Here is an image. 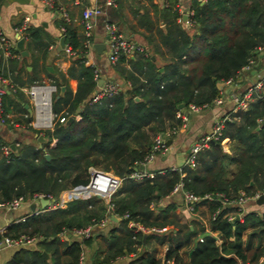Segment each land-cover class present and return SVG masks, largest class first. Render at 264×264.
Instances as JSON below:
<instances>
[{
    "label": "trees",
    "instance_id": "obj_1",
    "mask_svg": "<svg viewBox=\"0 0 264 264\" xmlns=\"http://www.w3.org/2000/svg\"><path fill=\"white\" fill-rule=\"evenodd\" d=\"M175 1H163L165 30L149 19L146 21L149 33L144 36L152 42L150 51L162 56L161 46L167 49L168 54L161 57L162 64L151 58L150 51L128 59L129 66L120 63L125 60L120 56L112 66L128 86H120L117 93L96 101H91L97 80L93 66L85 63L84 37L67 25L65 43L71 45L76 56L66 71L55 65L54 71L46 68L52 39L42 26L24 28L32 70L26 68L27 57L4 60L0 52V75L18 86L42 81L37 68V61L42 58L39 70L56 86L52 111L66 118L56 119L51 128L43 131L45 141L41 146L15 145L17 151L12 150L9 160L0 156V202L16 196L28 199L36 192L57 195L64 188L84 185L89 166L127 175L149 151L156 133L181 123L177 116L180 103L183 107L191 103L210 105L220 95L216 81L235 78L249 58H257L256 49L264 45V0H191L190 29L178 21L181 13L173 6ZM112 12L117 14L116 9ZM155 34L159 43L154 42ZM14 51L20 54L18 48ZM69 78L77 80L75 90L69 85ZM12 93L22 99L19 88ZM15 100L3 93L4 113L12 104L26 112ZM76 113L80 114L79 119L75 118ZM263 117L264 98L256 97L245 109L231 110L222 116L219 139L209 141L196 153L193 166L184 164L180 171H156L142 179L124 177L109 201V212L120 220L103 234L106 247L94 253L92 264H108L122 255L130 256L129 264H167L168 260L174 264H264V258L258 262L264 257V241L260 239L264 236V212H244L234 203L202 199L191 211H196L200 204L207 206L209 232H205L199 218L181 222L175 212L176 204H157L179 181L194 194L222 192L228 199L237 198L240 191L250 195L264 190V122L260 121ZM25 120L37 132L29 125L31 117L26 116ZM224 137L230 139V153L221 146ZM52 139L56 141L50 146ZM0 142L4 141L0 138ZM231 165H235L232 174ZM83 189L65 191L63 197L79 194ZM125 213L128 215L124 216ZM107 214L108 204L94 195L74 198L64 208L33 213L13 222L0 236L36 235L37 247L15 246L18 248L2 264H76L83 247L92 244L94 238L65 241L60 232L83 227ZM129 221L144 227L172 226L167 231L150 232L143 240L144 232L128 226ZM253 236L259 238L256 246L252 244ZM152 241L165 247L161 256L155 246L150 247ZM41 249L49 255L46 257Z\"/></svg>",
    "mask_w": 264,
    "mask_h": 264
},
{
    "label": "crops",
    "instance_id": "obj_2",
    "mask_svg": "<svg viewBox=\"0 0 264 264\" xmlns=\"http://www.w3.org/2000/svg\"><path fill=\"white\" fill-rule=\"evenodd\" d=\"M102 0H53V3L50 5L46 3V0H33V3H19L11 0H0V28L6 33L10 38L17 41V33L19 36L24 37V28L33 25V26H42L44 30L51 36V43L48 47V53L45 59V65L48 69V66L52 67L55 65L59 69L66 71L67 67L71 64L72 58L69 55L65 54L62 50V45L60 44V25L63 20L61 17V9H65L69 16V21L66 23L68 28L75 31L78 35L84 37L83 34V26L81 23L82 10L86 6H90L95 3H99ZM164 0H118L117 5L115 7H111L107 9V18L111 21H114L119 30L125 35L128 36L141 44H143L146 48V51L152 50V42H149L145 38V34L149 33L147 29V19L154 22V26H159L165 30V21L161 16V9L163 7ZM191 0H176L173 4L181 13V17L178 18V21L185 27L189 28L190 24L187 19L183 20V16L189 12ZM116 9V13L112 11ZM188 16V15H187ZM103 20L104 16L100 15L97 18V24L93 31V46L89 49L87 53V57L97 65L101 70L102 78H108L114 80L119 83L120 86L126 88L128 86L127 81L125 82L123 78L118 74V72L113 68V64L110 63L107 59L108 54V46H107V34L103 28ZM18 28V32L15 30ZM190 29V28H189ZM154 31V30H153ZM24 46L28 51V55L22 56L19 54L16 58L19 57H27L28 65L26 66L27 70H32L33 66L31 65V56L30 50L27 48L26 38L24 37ZM154 42L159 43L158 36L155 34ZM65 42V40H64ZM102 45L100 50H98L94 45ZM163 55H167V49L165 46H161L160 49ZM32 52L36 53L37 50L35 48L32 49ZM151 53V58L155 60L158 64H162V59L160 53L153 54ZM1 55L4 60L7 58H12L14 56H6L1 52ZM21 55V56H20ZM39 55V54H37ZM133 58V57H131ZM264 56L259 53V56L255 58L253 63L247 69H242L239 71L236 79L227 83L224 82L222 88H220V95L223 99L221 103L212 102L210 105L203 107L196 111H191L187 107H180V112L185 113L186 119H181V123L176 125L177 131L171 137H169V142L167 143V148L164 151L159 152L152 161L147 163L142 169L148 173L149 176H153L154 172L160 171L163 172L166 169H171L172 167L181 168L185 164L186 157L189 153L190 147L192 144L197 141L199 138L206 134H210L213 130L214 124L218 119H221L227 112L233 109V102L230 98V94L232 92L244 91L247 86L255 82L260 76L264 75ZM130 59V58H129ZM43 60L39 58L37 61L38 71L42 78V81L51 82L48 77L45 76L43 71H40V67ZM126 66H129L128 59H125L120 62ZM115 65V64H114ZM162 69V67L160 68ZM22 78H26V74L22 72ZM49 80V81H48ZM98 81V80H97ZM69 85L73 90L76 89L77 80L75 78H69ZM0 85L3 86L9 94V96L16 99L14 103L22 104L25 108L26 112L14 107V104L9 105L10 110L6 112L7 119L6 125L0 126V138L7 141L12 146L13 150L17 151L15 145H22L25 143H34L36 146H41L43 140H38V131H32L27 121L25 120L26 116L31 117L32 106L29 102L28 95L23 90L24 87L28 85L18 86L11 82L8 77H4L0 75ZM15 86L22 91V99L15 98L11 87ZM98 86V85H97ZM64 87V86H63ZM62 88V87H61ZM97 89V87H96ZM95 89V90H96ZM93 91V94L95 92ZM28 103V107L26 104ZM29 108L31 110H29ZM75 115H80L76 113ZM76 118V117H75ZM79 119V118H77ZM30 130L29 134H25L22 130L28 129ZM36 136L37 142H34L33 138H30V135ZM21 135V136H20ZM56 139L51 140L49 145L53 146L55 144ZM52 142V143H51ZM167 142V141H166ZM221 146L224 151L230 153V139L228 137H224L220 141ZM93 166H89L88 169ZM98 168V167H96ZM135 168V167H134ZM88 169H87V177H88ZM101 169V168H100ZM230 174H232L235 170V165H231L229 167ZM112 172V171H110ZM113 173V172H112ZM117 175V174H116ZM88 179V178H87ZM80 185H76L74 187L64 188L59 191L57 195L54 196V201H48V203H44V205L39 201H35L34 199L28 198L22 203V205L15 209H10L5 206H0V232H3L11 223L23 220L25 217L35 214L41 213L47 210L55 209V208H64L68 201L74 198H89L88 197H79L84 195L86 192L81 191L79 194H75L73 196L70 194L69 197H63L65 191L73 190L78 188ZM83 189V188H82ZM99 197V196H98ZM101 199L108 204L110 201L108 199ZM61 201V205H56L54 203H58ZM170 203L176 204L175 212L179 214L181 217L180 221H184L188 223L192 218L200 219V221L204 224V231L209 232V224L207 223L208 211L207 206L205 204H200L196 208L197 210L192 212L187 209L184 201L182 191H170V193L162 196L157 204L159 206H165ZM238 205L237 203H234ZM242 209L244 212L247 211H255L257 213L264 212V203H257L256 199H248L243 203ZM109 212V210H108ZM238 217L242 219V214H239ZM120 220V217L117 216L113 212L108 213V220L106 225L103 227H97L96 231L93 235L94 241L90 245H85L83 247V253L85 256L84 264H92V257L94 253L98 250L102 251L104 247H101L99 243V238L103 239L102 235L105 234L109 228L115 224L117 225ZM172 224H169L166 227V230L171 227ZM192 228L193 226L190 225ZM74 228L70 231L60 232V237L62 240L69 241L72 239H81L77 236L74 231ZM251 229L249 228L245 234L244 239L247 237L248 232ZM165 231V230H164ZM163 232V231H162ZM150 233V232H145ZM216 233V232H214ZM147 234V235H148ZM147 237V236H146ZM199 237V236H198ZM232 238V237H230ZM252 244L256 246L259 241L258 236H253ZM261 241H264V236H261ZM221 240L217 237L216 242L219 243ZM152 242H149L150 247ZM28 247H37L36 241L28 244ZM106 246V244H105ZM18 247H6L0 251V264L3 263ZM42 252L45 251L41 249ZM165 247H162V253H164ZM99 251V252H100ZM49 254L47 253V256ZM46 256V257H47ZM263 256L260 257L258 262L260 263L263 260ZM130 256L122 255L113 260L108 264H129ZM173 262V261H172ZM174 264V262H173ZM251 264V263H248Z\"/></svg>",
    "mask_w": 264,
    "mask_h": 264
},
{
    "label": "built area",
    "instance_id": "obj_3",
    "mask_svg": "<svg viewBox=\"0 0 264 264\" xmlns=\"http://www.w3.org/2000/svg\"><path fill=\"white\" fill-rule=\"evenodd\" d=\"M118 0H102L99 3L92 4L90 6L84 7L82 10L81 23L83 26V47L85 51V63L93 66L94 70V78L98 80L102 78V73L100 68L95 65L90 59L87 57V53L89 49L93 46V31L97 24L98 16H104L103 20V28L107 34V46H108V54L107 59L110 63H115L120 56L125 57V59H129L134 57L137 53H146V48L140 42L125 36L117 27L114 21L109 20L107 16V9L111 7H115L117 5ZM46 3L52 4L53 0H46ZM61 17L62 24L60 25V34L64 35L66 31V23L69 21L68 13L65 9H61ZM191 11L187 13L189 16ZM187 16V21L191 25V20H189ZM18 32V28H15ZM17 48L15 45V41L10 38L4 31L0 28V52L4 53L6 56H18L19 53H16L14 49ZM65 54L70 57L76 56V51H74L70 44H66L62 47ZM256 53H261L264 56V45L260 46L256 49ZM253 59L249 58L248 62L242 66V69H247L253 63ZM237 77V76H236ZM235 78H228L224 82L231 83ZM103 83L97 86L91 101H96L103 96H110L114 93H117L120 90V85L118 82L103 78ZM5 88L0 85V126L6 125L7 115L4 113L3 107V93L5 92ZM12 91L16 90L15 86L11 87ZM23 90L26 92L29 98V102L32 106L31 120L29 121V125L38 131V135L43 136V131L47 128H51L55 122V120L64 121L66 118L64 116L56 115L52 111L51 102H52V94L56 91V86L51 82L45 81H37L29 84L27 87H24ZM262 97L264 98V75L260 76L255 82L246 87L244 91L232 92L230 94V98L233 102V111L238 109H245L249 102L256 98ZM223 101L221 95L216 96L212 102L221 103ZM208 106L207 103L202 105L189 104L188 109L191 111L199 110L203 107ZM177 116L181 119L185 120L186 115L180 111L177 112ZM76 118H80V115H75ZM223 118L218 119L213 127V130L210 134H206L195 141L190 147L189 153L186 157L185 164L189 166H193L195 163V155L201 150L203 147L207 146L208 142L211 140L219 139L221 135V129L223 127ZM264 122V117L262 120ZM259 121V122H260ZM177 131V126H173L164 131L158 132L154 135L149 151L145 154L144 158L141 161L136 163L135 168L124 176L116 175L110 171H106L96 167H90L88 169V180L87 183L84 184L83 188H88L90 193L93 195H99V197L110 200L111 195L118 189L121 185V182L124 177L129 176L135 179H142L145 176H149L148 173L142 169L141 166H145L147 163L152 161L154 157L161 151L166 150L167 148V140ZM54 140V139H52ZM52 143V142H51ZM12 146L7 142H0V156L6 158V160L10 159V155L12 152ZM174 170H181V168L172 167ZM82 189V188H81ZM180 190L182 191L183 201L187 207V209L192 210L195 204L202 199H218L221 203H237L240 207H242L243 203L248 199H257L261 194H264V190L255 191L254 193L248 195L244 191H240L237 198L228 199L224 193L217 192L215 194L206 193L204 195L194 194L183 188V184L181 181L177 182L171 191ZM76 196L75 194H72ZM32 199L35 201H39L40 199H47L48 201H54V196L50 193L46 192H36L33 194ZM25 201L23 196H16L12 199L4 202H0V206H5L10 209L18 208ZM56 205H61V201L58 203H54ZM112 208V204L108 202V210ZM109 213V212H108ZM128 214L125 213L124 216ZM232 217L230 216V219ZM108 220V214L103 219L100 220H92L89 224L74 228V233L80 238H86L89 236H93L97 227H103L106 225ZM128 226H134L135 229L141 230L142 232H162L166 230V227H144L138 222L129 221ZM38 239L36 235H30L27 233H20L17 236H8L2 235L0 236V251L6 247H15L19 245H28L35 242ZM201 240V238H200ZM85 256L83 251H81L79 255L78 262L76 264H84ZM167 264H173L171 260H168Z\"/></svg>",
    "mask_w": 264,
    "mask_h": 264
},
{
    "label": "water",
    "instance_id": "obj_4",
    "mask_svg": "<svg viewBox=\"0 0 264 264\" xmlns=\"http://www.w3.org/2000/svg\"><path fill=\"white\" fill-rule=\"evenodd\" d=\"M11 1H16V2H19V3H33V0H11ZM185 19H187V15H186V14L183 16V20H185ZM16 36H17L16 47H17L18 50L20 51V54H21L22 56H26V55H28V51H27V49H26L25 46H24V41H25L24 37H23V36H19L18 33H17ZM64 40H65V35H62V36L60 37V44H61L62 46L64 45ZM94 46H95L98 50H100V47H101L102 45H97V44H95ZM255 52H257V51H255ZM48 69L52 70V67L48 66ZM103 80H104L103 78H99L98 81H97V85H98V86L101 85V84L103 83ZM223 84H224L223 81H216V85H217L218 89L222 88ZM63 90H64V87L62 86V88H61V92H62ZM178 106H179V107H182L183 104L180 103ZM26 107H28V103L26 104ZM29 110H31V109L29 108ZM71 118H72V117H70L69 119H71ZM43 139H44V137H43L42 135H39V136H38V140L41 141V140H43ZM168 142H169V140H167V143H168ZM45 156H46V157H49V154H48V153H45ZM141 167H143V166H141ZM83 187H84V185H80V186H78V188H83ZM97 196H99V195L97 194ZM256 201H257V203H264V194H261V195L256 199ZM40 202L44 205V203H48V200H47V199H40ZM147 234H148V233H144V235H143V240H145ZM43 254H44L45 256H47V253H46L45 251H43Z\"/></svg>",
    "mask_w": 264,
    "mask_h": 264
},
{
    "label": "rangeland",
    "instance_id": "obj_5",
    "mask_svg": "<svg viewBox=\"0 0 264 264\" xmlns=\"http://www.w3.org/2000/svg\"><path fill=\"white\" fill-rule=\"evenodd\" d=\"M258 56H259V54H258ZM260 59H262V58H260ZM262 60H264V59H262ZM49 81V80H48ZM5 127V126H4ZM25 134H29V133H32V132H30V130H29V128L28 129H25V130H22ZM33 134V133H32ZM30 135V138H33V140H34V142H37V138H36V136H33V135ZM21 136V135H20ZM1 140H3L4 142H7V141H5L4 139H2L1 138ZM88 196H94L93 194H91V193H89V194H84V195H82V196H79V197H88ZM104 200V199H103ZM165 231H167V230H165ZM102 237H103V235H102ZM80 238V237H79ZM99 243H100V245H101V247H106L105 246V244H106V242H105V240H104V237H103V239H100L99 238ZM152 245L153 246H155L156 248H157V255H159V256H161V253H162V246H160V244L158 243H156V242H153L152 243Z\"/></svg>",
    "mask_w": 264,
    "mask_h": 264
},
{
    "label": "bare ground",
    "instance_id": "obj_6",
    "mask_svg": "<svg viewBox=\"0 0 264 264\" xmlns=\"http://www.w3.org/2000/svg\"><path fill=\"white\" fill-rule=\"evenodd\" d=\"M82 191H85V192H86V194H89V193H90V191H89V189H88V188H84Z\"/></svg>",
    "mask_w": 264,
    "mask_h": 264
}]
</instances>
